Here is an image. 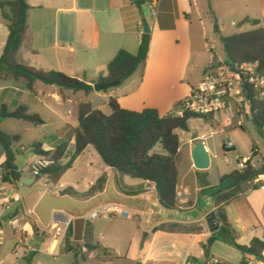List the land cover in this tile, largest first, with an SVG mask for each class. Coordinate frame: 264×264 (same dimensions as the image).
Listing matches in <instances>:
<instances>
[{"label":"crops","instance_id":"1","mask_svg":"<svg viewBox=\"0 0 264 264\" xmlns=\"http://www.w3.org/2000/svg\"><path fill=\"white\" fill-rule=\"evenodd\" d=\"M26 2L30 9L25 35L19 50L10 56L9 64L59 71L93 86L100 77L106 76L107 65L119 50L137 53L144 22L147 23L151 36L145 64L118 87L107 92L93 90L85 94L63 90L39 81L33 83L32 89H28L23 80L7 79L0 82V107L5 104L9 110H14L20 105L26 106L29 113L37 114L44 121L41 125L33 126L44 127L48 121L59 124L48 141L36 142L42 145L43 151H53L64 141L67 134L65 127L78 126V118L76 123H69L68 119L75 111L77 115L80 103L89 102L94 109L102 110L108 105L109 98H115L123 109L137 112L155 109L160 116L167 115L202 80L212 62L208 45L215 43L216 46V41H211L208 36L206 15L212 13L217 16L215 0H145L140 6L131 0ZM223 5L232 16V26H238L247 18L258 19L264 26V0H223ZM245 24L254 28L249 23L243 25ZM214 28L215 31L221 30L220 26ZM0 30L5 37L2 42L4 48L8 29L1 21ZM229 118L236 116L229 115ZM249 118L252 119L251 110L244 115L243 124L239 127L245 130L244 120ZM205 120L216 121L217 117H208ZM1 125L2 122L0 128ZM206 139L207 136L198 135L197 140L192 141L191 138L184 147L180 144L177 196L181 210L195 208L205 194L215 196V192L219 190V184L213 185L208 180L212 152ZM197 141L203 142L209 152L210 167L207 170H197L193 165L191 150ZM89 147L57 183L42 176L43 180H48V187L61 194L70 190L73 194L71 196L82 199L80 195L87 193L101 177L105 176L107 179L111 168L104 165L99 170H94L92 164L87 166L88 170L80 181L66 179L67 173ZM228 150H234V146ZM73 152L74 141L71 140L66 151L67 157ZM255 154H260L257 148ZM256 155H252L251 163L259 169L264 162L262 165H255L253 157ZM38 157L41 156L35 154L29 164L21 168L16 165L15 157V167L20 178L33 177L28 167ZM248 159L249 157H244L238 160L236 169L243 170ZM4 161V150L0 147V168ZM240 162H244L242 169L238 166ZM182 166L184 168L181 173ZM119 176L115 171V183ZM40 179L35 180L40 183ZM204 179L207 186L202 187L199 182ZM263 184L264 175L258 176L247 182L246 189L241 190L224 205L228 223L235 232L236 242L241 246H249L253 239H264V190L260 188ZM152 188L153 185L145 182L140 190ZM1 193L0 264H44L40 255H51L55 241L54 237L50 240L44 237L45 231L32 213L41 193L33 192L36 195L35 200L26 204L23 201L25 198L15 186V181H5ZM16 200L20 201V205L9 217L5 216V211L12 209V202ZM217 209L214 199L215 212ZM198 222L197 226L202 228L199 233L187 232L186 229L180 230L178 227L175 232H171L172 227L165 224L172 222L162 223L165 228L155 230L156 226H146L142 216L136 213L131 219L98 218L86 223L83 245H99L100 250L87 252L83 247L79 257L74 252L64 251V242L58 248L57 255L63 252V256L73 260V264H111L122 259L133 264H186L187 260L195 264L196 261L205 260L202 244L212 235L205 221ZM60 224L55 222L51 226ZM53 227L50 228L54 231ZM31 239H38L36 246L27 244ZM102 249L115 258L105 259Z\"/></svg>","mask_w":264,"mask_h":264},{"label":"trees","instance_id":"2","mask_svg":"<svg viewBox=\"0 0 264 264\" xmlns=\"http://www.w3.org/2000/svg\"><path fill=\"white\" fill-rule=\"evenodd\" d=\"M144 1L138 0L135 3L140 6ZM29 9L26 0H0V21L8 29V36L0 56V82L7 79L23 80L26 87L32 89L33 83L39 81L46 85L58 86L63 90L91 93L94 90L91 84L62 72L37 70L26 65L8 63L10 56L21 46ZM244 23H249L254 28L247 32L220 38L225 59L230 64L257 63L259 67H264V26L260 20L249 18L239 23L238 26H242ZM150 40L149 33H142L137 53L119 50L108 63L106 76L100 77L98 83H116L114 87L116 88L132 76L140 66L145 64ZM107 104L110 108L109 114H105L100 109H94L89 102L80 103L77 112L78 126L76 128L65 127L67 134L64 141L53 151H43L40 143L33 145L32 148L36 155L51 157L55 160V164L44 170L42 174L46 175L53 183H57L86 148L92 146L106 166L114 168L120 176H129L147 182L150 186H155L159 200L165 207L180 209L177 185L181 154L177 131H189L188 123L191 119H207L208 117L193 113H184L182 117L175 115L173 111L178 108L179 102L165 116H160L155 109H145L140 112L123 109L115 98H109ZM246 105L251 110L255 126L263 129L264 102L258 101L250 90ZM5 118L23 120L34 125L44 123L37 114L29 113L24 105H20L14 110H9L5 104L1 105L0 123ZM18 140V136H11L0 128V145L5 154V161L2 165V169L5 171L4 179L12 183L20 178L15 167V152L12 149L13 143ZM71 140L74 141V152L70 157H67L66 151ZM156 147L159 150H156ZM223 149L231 151L226 149L225 145H223ZM255 149L254 147L252 155H256ZM66 159H68L67 162H63ZM261 175H264V164L257 169L249 158L243 170L235 169L222 176L219 181V190L215 192V204L218 207L216 214L220 222V229L225 233L226 241L243 254H259L264 243L262 240L253 239L249 246L239 245L236 242L235 232L228 223L224 205L241 192L242 184L251 182ZM105 182L106 177H101L97 184L87 192L88 196L102 191ZM199 184L202 187L207 186L205 179L201 180ZM119 190L126 194L144 192V190ZM62 194L73 195L70 190L64 191ZM171 224V232H175L176 228L180 226V223L177 222ZM162 228H165L164 224L154 227L155 230ZM201 230L202 228L198 226L186 229L187 232L197 233ZM71 239L72 225L69 226L65 237L64 250L80 253L82 250L74 249ZM216 240L215 233H212L207 242L202 244L205 260L210 259V251ZM83 247L87 252L101 249L99 245L90 243H85ZM106 252L105 249H102L105 259L115 258Z\"/></svg>","mask_w":264,"mask_h":264},{"label":"rangeland","instance_id":"3","mask_svg":"<svg viewBox=\"0 0 264 264\" xmlns=\"http://www.w3.org/2000/svg\"><path fill=\"white\" fill-rule=\"evenodd\" d=\"M217 16L209 13L206 15V24L208 27V36L210 40L216 41V53L222 58L225 57L222 43L220 38L222 36H228L236 33H242L250 31L252 28L246 24L243 26L231 25L232 16H230L223 5V0H215ZM216 26H220V31H215ZM5 37L0 30V56L2 52V42ZM105 113H110V108L107 105L102 109ZM216 121H207L203 118L191 119L189 121V131H177L180 139L181 147H184L194 134L200 136H207L206 143L211 149V169L209 171L208 180L213 185L219 184L220 176L229 173L236 169L237 161L244 157H252L253 148L256 147L260 154L253 157L255 165H262L264 162V128L259 129L255 126L251 118L245 119V130L237 126L239 118H229L227 111L216 114ZM1 129L9 135H18L20 138L17 142H14L12 149L15 152L16 165L21 168L29 164L31 158L35 156L33 151V145L36 142L48 141L52 136L55 128L59 124L53 121H48L44 127L33 126L29 122L23 120H17L14 118H5L1 120ZM69 123L77 122L76 111L74 115L68 119ZM45 141V142H46ZM231 141L234 145V150L225 151L223 145ZM1 147V146H0ZM2 148V147H1ZM23 148V149H22ZM156 150H159L156 147ZM94 170H99L104 166L102 159L93 147H89V150L81 156L72 170L67 173L66 179L70 181H80L85 176L88 165H91ZM184 166L181 168V173ZM144 181L131 178L129 176H119L117 178L116 185L118 189L125 191H139L144 186ZM246 183L242 184L241 190L246 189ZM82 199L88 198L87 193L80 195ZM36 195L29 194L25 197L24 203H31L35 200ZM13 208L5 211V216L12 214L20 205V201L16 200L12 202ZM201 221V220H200ZM204 221V220H203ZM93 222V221H92ZM91 223V222H89ZM198 221L191 222L190 224H180L178 229H191L197 227ZM168 227H172L170 223L165 224ZM148 229V228H147ZM55 236L54 231L49 228L45 231V238L48 240L53 239ZM217 240L215 241L211 251L210 258H214L222 264H240L243 259V253L237 250L234 246L226 241L225 233L219 229L215 232ZM38 239H31L27 241L30 246H36ZM21 250V247H20ZM65 251V250H64ZM63 252L56 257L47 254H41V258L44 264H73V260L63 256ZM76 253L75 255H78ZM79 256V255H78ZM80 257V256H79ZM111 264H133L124 259L113 261ZM195 264H205L204 261H196Z\"/></svg>","mask_w":264,"mask_h":264},{"label":"water","instance_id":"4","mask_svg":"<svg viewBox=\"0 0 264 264\" xmlns=\"http://www.w3.org/2000/svg\"><path fill=\"white\" fill-rule=\"evenodd\" d=\"M136 2L138 0H131ZM143 33H149L146 22ZM116 83H96L95 91H106L114 88ZM247 88L246 85H244ZM194 134L192 141L197 140ZM193 165L197 170H207L210 167V155L205 145L197 141L191 150ZM115 169L111 168L102 191L80 199L69 194H61L54 189L38 183L33 177H22L15 181L20 195L25 198L33 192L41 193L37 203L32 209L33 215L38 219L44 231L48 230L55 222L72 223L73 247L76 250L83 248L86 218L91 210L109 204L121 205L136 214H140L143 222L148 227H154L165 222H195L204 220L210 232L215 233L220 229V222L214 210L215 196L205 194L203 200L190 210H181L165 207L159 200L156 187L138 194H126L120 191L115 183Z\"/></svg>","mask_w":264,"mask_h":264},{"label":"built area","instance_id":"5","mask_svg":"<svg viewBox=\"0 0 264 264\" xmlns=\"http://www.w3.org/2000/svg\"><path fill=\"white\" fill-rule=\"evenodd\" d=\"M212 62L202 80L191 89L189 94L179 101V106L173 113L182 117L184 113H193L204 117H215L216 114L227 111L230 117L236 116L240 120L238 126L243 124L244 115L250 112L246 105L249 91L254 97L264 102V67H259L257 63L230 64L226 59L221 58L216 53L215 43L208 45ZM247 86V88L244 87ZM233 143L229 141L225 145L226 149H232ZM55 164L51 157L41 156L35 159L28 167L31 175L35 179H40V183L48 186V180L42 179V172ZM240 169L244 168V162L238 163ZM5 171L0 168V196L5 182ZM264 190V184L260 186ZM134 212L116 204L99 206L85 216L86 223L98 218L121 217L131 219ZM71 221L61 223L53 227L54 246L51 255L57 256L58 248L65 242V237ZM264 243V239L262 240ZM205 264H222L214 258L204 260ZM186 264H194L187 260ZM240 264H264V246L259 254L245 253Z\"/></svg>","mask_w":264,"mask_h":264}]
</instances>
